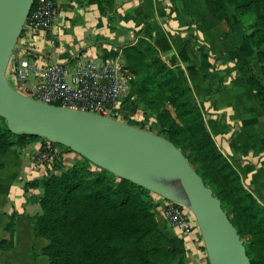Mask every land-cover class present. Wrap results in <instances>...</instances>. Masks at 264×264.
<instances>
[{
    "label": "trees",
    "instance_id": "16d2710c",
    "mask_svg": "<svg viewBox=\"0 0 264 264\" xmlns=\"http://www.w3.org/2000/svg\"><path fill=\"white\" fill-rule=\"evenodd\" d=\"M94 1L103 14L117 10L115 0ZM210 1L228 32L235 27L229 5L239 16L252 15L244 30L260 62L263 81L239 48L235 64L237 74L254 90L264 112V0ZM126 56L137 77L136 99L155 114L157 133L182 150L219 197L241 236L251 264H264V206L244 185L239 172L212 138L184 71L180 67L173 71L161 58L153 44L150 23L144 24L137 42L127 47ZM171 80L174 113L160 104L168 86L165 83ZM138 108L136 101L124 100L119 113L123 120L145 128L146 119L134 117ZM42 138L45 139L25 132L13 133L0 116V154L12 146L24 147ZM53 144L62 151L71 150L60 143ZM62 151L52 169L25 183L42 188L40 211L27 216L35 221V236L47 239L41 252L47 256L48 264H188L161 227L156 217L157 202L149 189L118 177L78 153L77 160L66 164ZM15 217V211L9 214L0 249L13 246Z\"/></svg>",
    "mask_w": 264,
    "mask_h": 264
},
{
    "label": "crops",
    "instance_id": "0c3cea01",
    "mask_svg": "<svg viewBox=\"0 0 264 264\" xmlns=\"http://www.w3.org/2000/svg\"><path fill=\"white\" fill-rule=\"evenodd\" d=\"M55 7L50 29L36 31L29 42L21 33L19 56L40 66L127 59V47L137 42L144 24L150 23L161 58L184 71L212 138L231 157L244 185L264 206V112L254 90L236 72L237 49L251 60L253 53L240 23L235 22L234 30L228 32L210 0H117L116 12L108 14L101 13L94 0H55ZM135 90L132 84L124 100L136 101ZM40 141L12 146L0 154V238L9 214L16 212L13 246L0 249V260L7 264H17L25 241L34 244L33 254L41 252L47 242L43 236H35V221L27 216L40 211L42 188L25 184L39 175L34 153ZM76 156L64 152V162H74ZM66 157L73 161L66 162ZM156 217L188 264H209L203 251L188 243L160 209Z\"/></svg>",
    "mask_w": 264,
    "mask_h": 264
},
{
    "label": "water",
    "instance_id": "95a60500",
    "mask_svg": "<svg viewBox=\"0 0 264 264\" xmlns=\"http://www.w3.org/2000/svg\"><path fill=\"white\" fill-rule=\"evenodd\" d=\"M34 0H0V116L13 133L60 143L151 192L181 202L194 213L209 264H251L221 200L168 138L126 120L30 97L6 70Z\"/></svg>",
    "mask_w": 264,
    "mask_h": 264
},
{
    "label": "built area",
    "instance_id": "2783aa9c",
    "mask_svg": "<svg viewBox=\"0 0 264 264\" xmlns=\"http://www.w3.org/2000/svg\"><path fill=\"white\" fill-rule=\"evenodd\" d=\"M55 14V0H34L21 31L23 39L29 42L36 31L50 29ZM6 74L15 88L37 100L119 119H122L119 109L124 101L123 95L135 79L124 58L102 64L84 59L74 65L52 62L40 66L27 56L12 55ZM31 74L34 75V82H30ZM38 147L34 153V164L39 171L36 178L53 168L55 158L62 151L47 138L42 139ZM151 193L157 202L156 210L160 209L180 235L199 252L203 251L204 257L207 256L193 211L181 202Z\"/></svg>",
    "mask_w": 264,
    "mask_h": 264
},
{
    "label": "rangeland",
    "instance_id": "374dc122",
    "mask_svg": "<svg viewBox=\"0 0 264 264\" xmlns=\"http://www.w3.org/2000/svg\"><path fill=\"white\" fill-rule=\"evenodd\" d=\"M223 1H225L226 2V0H223ZM115 2H116V4H117V0H115ZM229 7L231 8V15H232V17H233V21H234V23L235 22H237V23H240L241 24V26L242 27H244V25L246 26L249 22H250V20L252 19V15L250 14V13H246V14H243L242 16H239V15H237V13L233 10V8H232V6L231 5H229ZM252 51H253V53L251 54V58H252V60L250 59V58H248L249 59V61H250V63H251V65H252V67H253V69H254V71H255V73L262 79V81H263V75H262V72H261V68H260V62L258 61V59H257V57H256V55L254 54V49L249 45L248 46ZM17 48L15 49V51L13 52V56H17L18 54H17ZM169 66V65H168ZM173 71H175V69L177 68V67H171V66H169ZM171 77V75H169V76H166V78L165 79H168V78H170ZM31 81H33L34 82V75L33 74H31L30 75V82ZM136 81H137V77H135V79H134V81H133V84L136 86V88H137V83H136ZM165 85H168L167 86V88H164V90H165V98H164V100L162 101V102H160V104H161V107H168L169 109H171V111L174 113V111H173V109H172V99L173 98H175V95L173 94V87H172V80L171 81H169V82H167V83H165ZM136 102L138 103V105H139V108H138V110L136 111V113L134 114V117L135 118H137V119H142V120H144V119H146L145 120V124H144V126H145V128L146 129H149V130H151V131H153V132H156L157 133V131H158V126H157V120H156V118H155V114L153 113V112H151L148 108H145V106L143 105V103H141V102H139L137 99H136ZM207 125V124H206ZM208 128V127H207ZM209 130V129H208ZM42 139H44V138H42ZM42 139H38V140H42ZM35 141V140H34ZM218 147H219V145H218ZM221 149V148H220ZM222 151V150H221ZM63 152H65V153H72V154H74L75 155V151H73V150H67V151H63ZM186 152L189 154V155H191V153H190V150H189V148H187L186 149ZM222 153L225 155V156H227L228 157V159L231 161V157H229L227 154H225L223 151H222ZM67 158V157H66ZM79 157L78 156H76V160L78 159ZM67 161H73L72 159H69V158H67L66 159V162ZM231 163H232V161H231ZM199 164L198 163H195V166H198ZM232 165L234 166V164L232 163ZM235 167V166H234ZM92 168H94V166H92ZM236 168V167H235ZM237 170V169H236ZM238 171V170H237ZM239 172V171H238ZM240 174V173H239ZM248 188V187H247ZM249 189V188H248ZM251 193L256 197V195L251 191ZM41 194H42V192H41ZM256 199H257V197H256ZM258 200V199H257ZM258 202H259V200H258ZM260 203V202H259ZM261 204V203H260ZM244 239H246V238H244ZM25 245H27L26 247H25V249H23L22 251L21 250H19V255H18V257H19V259H18V261H17V264H48V258H47V256L46 255H44V254H42L41 252H39V251H37L36 252V254H33L32 252H31V250H33L32 249V245H34L33 243H29L28 241H25ZM15 256L17 255V253H15L14 254ZM0 258H2V257H0ZM16 258V257H15ZM0 261H2L4 264H7L6 263V261H5V259H1ZM21 262V263H20Z\"/></svg>",
    "mask_w": 264,
    "mask_h": 264
}]
</instances>
